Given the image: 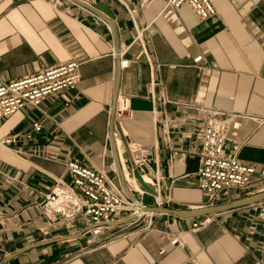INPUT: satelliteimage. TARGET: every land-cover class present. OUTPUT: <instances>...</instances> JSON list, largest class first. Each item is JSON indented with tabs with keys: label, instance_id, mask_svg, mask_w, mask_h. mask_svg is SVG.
<instances>
[{
	"label": "crops",
	"instance_id": "obj_1",
	"mask_svg": "<svg viewBox=\"0 0 264 264\" xmlns=\"http://www.w3.org/2000/svg\"><path fill=\"white\" fill-rule=\"evenodd\" d=\"M165 4L0 0L4 80L80 63L75 86L0 119V138L15 137L0 145V264H264V188L251 192L264 184V0H214L206 18ZM118 92L129 116L115 115ZM209 118L227 124L224 154L255 171L248 189L202 206L197 152ZM124 141L149 149L154 193H140ZM73 158L104 170L128 198L174 212L150 211L146 232L129 213L63 218L42 202L55 177L72 181L63 161Z\"/></svg>",
	"mask_w": 264,
	"mask_h": 264
},
{
	"label": "built area",
	"instance_id": "obj_2",
	"mask_svg": "<svg viewBox=\"0 0 264 264\" xmlns=\"http://www.w3.org/2000/svg\"><path fill=\"white\" fill-rule=\"evenodd\" d=\"M53 4L55 2L53 1ZM182 4H188L200 18L214 14V0H166L165 6L178 9ZM124 64L127 61H123ZM79 62L75 59L55 64V66L40 67V69L24 76L4 80L0 76V119L11 115L14 111L28 104L38 107L42 102L62 89L75 86L79 78ZM116 117L129 116L131 113L128 97L122 92L116 95ZM33 128L40 130L39 121H33ZM201 144L197 152L199 165L197 168V186L204 196L205 205H214L229 189H248L254 170V165L243 162L236 156L224 154L227 124L224 120L209 118L202 127ZM15 141V137L0 138V145ZM129 146L132 159L138 172L145 181L150 168L147 160L149 149L131 143ZM66 171L72 181L55 177V183L43 196L45 208L59 214L63 218H72L81 214L87 220L105 221L122 213L133 215L134 222H141L143 232L152 229V212L146 211V205L141 199H130L117 188L104 170L86 165L78 159L63 161ZM133 177V175H132ZM134 178V177H133ZM132 178L127 176L129 181ZM135 180V178H134ZM264 188L257 186L251 192H259ZM147 192L140 190L141 194ZM154 201L162 205V201L154 195ZM256 213L264 222V200L256 203ZM209 218L194 221L192 229L203 226Z\"/></svg>",
	"mask_w": 264,
	"mask_h": 264
},
{
	"label": "water",
	"instance_id": "obj_3",
	"mask_svg": "<svg viewBox=\"0 0 264 264\" xmlns=\"http://www.w3.org/2000/svg\"><path fill=\"white\" fill-rule=\"evenodd\" d=\"M94 7L101 9L109 17L113 16L111 10H109V8L107 6H105L102 2H96ZM123 147H124V152L126 155V161H128V163L130 165L131 175H133L136 182L138 183V185H140L142 187V189L154 193L155 189H153V187L147 181L144 180L142 175L139 174L138 169L136 168L135 163L132 159L129 146L127 145V143L125 141L123 142ZM145 210L146 211H169V212L171 211L168 208H163V207L159 208V207H152V206L146 207ZM171 212H174V211H171Z\"/></svg>",
	"mask_w": 264,
	"mask_h": 264
}]
</instances>
